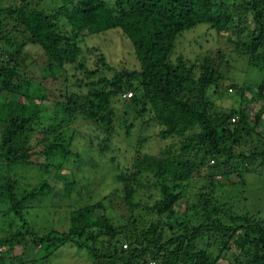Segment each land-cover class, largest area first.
Listing matches in <instances>:
<instances>
[{
	"label": "trees",
	"instance_id": "obj_1",
	"mask_svg": "<svg viewBox=\"0 0 264 264\" xmlns=\"http://www.w3.org/2000/svg\"><path fill=\"white\" fill-rule=\"evenodd\" d=\"M48 1L47 10L18 0L0 13V204L6 205L0 216L23 230L0 237V247L9 251L22 241L39 249L41 263L50 256L49 248L67 247L85 253L90 264H264V191L252 178L261 176L254 167L264 175V131L259 129L264 78L254 88L229 84L238 105L213 111L209 90L219 88L222 79L217 64L209 58L199 65L168 59L177 35L207 24L217 34L233 35L241 56L264 70V0ZM110 30L129 42L138 69H114L95 53L97 47L82 49L84 38ZM28 48L38 49L39 60L24 65ZM84 51L92 65L86 64ZM32 66L40 80L48 78L57 88L47 94L42 86L30 91L35 78L23 67ZM125 93L146 131L152 122L159 140L178 141L176 154L173 143L151 155L143 148L149 138L136 140L129 170L115 177L121 184L115 201L122 211L119 223L112 224L103 201H96L70 211L66 232L49 221L46 227L32 211L39 199L54 193L51 183L64 182L62 195L70 192L73 181L58 174L60 163L67 156L81 158L70 150L73 136L65 140L63 135L77 117L104 125L106 137L95 151L101 160L112 106L122 107ZM36 138L39 143L30 142ZM91 150L87 145L83 152L86 163L98 166ZM28 168L39 179L19 190L11 172ZM230 171L250 183L229 182ZM191 179L202 183L195 189ZM140 193L145 199L138 198ZM111 196L103 200L110 202Z\"/></svg>",
	"mask_w": 264,
	"mask_h": 264
},
{
	"label": "rangeland",
	"instance_id": "obj_2",
	"mask_svg": "<svg viewBox=\"0 0 264 264\" xmlns=\"http://www.w3.org/2000/svg\"><path fill=\"white\" fill-rule=\"evenodd\" d=\"M18 0H0V13L2 9L6 7H12L16 4ZM28 2H38V5L43 9L47 10L52 7V4L48 0H25ZM3 19V18H2ZM4 22L8 24L9 27L12 26V22L8 19H5ZM229 37V40H228ZM84 43L81 44L82 49L85 47L91 48L95 46L98 50L95 53H101L105 61L112 66L114 69H129L136 70L138 69V64L135 60L134 54L132 52L131 45L129 42L122 37V35L115 30H110L106 33H102L100 36H97L95 39L93 37L84 38ZM234 36H227L225 33L217 34L209 25L207 24H198L193 26L190 29L182 31L174 40L173 48L168 55V59L174 63L177 58H181L183 61L189 63L193 62L196 65H199L203 58H209L214 61L216 65L217 72L222 75V79L216 83L219 88L211 87L209 97L210 102H212V110L215 108H230L236 107L238 105V96L236 93L231 91L228 88L229 84H236L239 86H248L254 88L260 81L264 78V70L259 71L257 68L249 64L246 57L241 56V53L236 50L234 45ZM37 49V48H36ZM34 48L25 49L27 53V58L23 62L24 65H29L33 60L38 59V49ZM86 57V64L92 65L93 58L91 55L87 54L84 51ZM219 57H221L220 61ZM33 68H24L26 74L34 77L35 79L31 81L29 89L30 91L34 90L36 86L44 87L45 93H50L53 89L57 88L58 83L51 82L48 78L43 82L39 79V69L35 66ZM44 84H43V83ZM216 90V91H215ZM195 92V90L193 89ZM215 91V92H214ZM131 92H126L127 94ZM125 93V94H126ZM132 93V92H131ZM125 95L122 100H125V103L122 107L118 105L112 106V125L110 127L109 134L107 137L106 149L104 150V157L100 160L96 152H98L99 146L102 144L101 140L106 137V131L104 125L91 124L89 121L77 117L73 123L70 124V132L63 135V138L73 136V141H71L70 150L72 153H78L77 156H67L65 160L58 159L60 163V169L58 171L59 175H64L66 178H70L73 181L70 192L67 195H62V187L64 182H55L51 183L54 193L51 196L46 198L39 199V203L36 205L39 208H34L32 211V216L39 222L45 223L47 227L48 224H53V229L66 232V226L68 223V217L70 211L79 208L81 206L93 204L96 201H103L104 206L106 207L107 216L112 221V224H117L120 221L121 210L118 209L115 204V201L119 200L118 191L120 190L121 184L116 180V175L121 174L126 170H129L132 160L134 158V147L136 145V140L139 138H149V143L143 145V148L147 149L151 155L158 154V152L165 146L173 143L175 146L173 153L177 152V140L168 139L167 141H161L156 137V130L151 126L147 128L150 131H146L145 124H139V120L135 119V111L132 106L129 104L128 95ZM26 111L32 110L31 105H24ZM244 106V105H243ZM214 108V109H213ZM249 108V107H248ZM40 119L33 118L34 121ZM45 122V121H43ZM42 122V123H43ZM41 123V124H42ZM131 124L129 131L126 130L125 126ZM153 124V125H152ZM259 127L261 131H264V122ZM128 133H127V132ZM264 133V132H263ZM38 134V132L34 133ZM40 137V136H39ZM39 138L36 140L30 139L31 143H39ZM66 143H64L65 145ZM90 146L92 149L91 156L95 157L98 160V166H91L87 162V158L83 153L86 146ZM96 151V152H95ZM112 166H109V162ZM105 166L100 167L101 165L106 164ZM246 166L240 167V175H244L242 170H245ZM251 168L248 165L247 171H250ZM259 169L254 167V172H258L261 176L252 177L254 181V186L264 191V175H262ZM3 171L0 169V174ZM14 179L17 181L19 190H28L30 186H33L37 183L39 179V174L34 169H14L13 172ZM9 172L7 175L13 176ZM53 174V170H50L49 176ZM38 176V177H37ZM228 180L231 183L239 184L240 181L250 183L248 180L241 176L238 178L234 171H230L228 174ZM195 182L194 187L201 185V181L191 179ZM246 182V183H245ZM228 183V181H227ZM257 185V186H256ZM245 189V186H244ZM112 196L108 200H103V197ZM246 194L245 193L243 195ZM242 195V196H243ZM241 196V197H242ZM145 197L140 193V197ZM137 199V198H136ZM51 206L50 207H48ZM180 204H178L179 207ZM42 207V208H41ZM6 205L0 204V212L5 211ZM112 208V211L109 209ZM6 216V214L4 215ZM10 216V215H9ZM23 216H27V213ZM12 217V216H10ZM31 219V218H30ZM46 221L48 223H46ZM15 220H10L9 218L0 216V237L14 235L18 231H23L20 228V224H15ZM42 226V225H41ZM25 235V234H24ZM28 242V241H27ZM29 243V242H28ZM49 248L47 252L50 254L48 259H46V264H90L88 257L85 253H78L74 248H63L62 250H55ZM74 249L76 252H74ZM35 250L39 249H29L28 244L22 241L18 243H13L9 251L6 247H0V257L2 256V264H20L18 258L24 263L28 261L33 264H45L41 263L40 256L41 254L37 253ZM36 252V253H35ZM45 251V253H47ZM57 255H55V254ZM55 255V258H54ZM229 256V251L225 253V256ZM59 258V260H58Z\"/></svg>",
	"mask_w": 264,
	"mask_h": 264
}]
</instances>
